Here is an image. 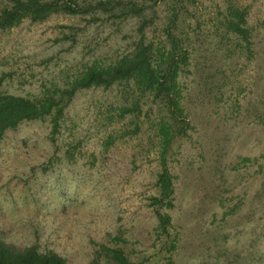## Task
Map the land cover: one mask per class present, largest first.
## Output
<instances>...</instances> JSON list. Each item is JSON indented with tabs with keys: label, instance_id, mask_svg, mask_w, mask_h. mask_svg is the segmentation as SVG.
Returning a JSON list of instances; mask_svg holds the SVG:
<instances>
[{
	"label": "rangeland",
	"instance_id": "rangeland-1",
	"mask_svg": "<svg viewBox=\"0 0 264 264\" xmlns=\"http://www.w3.org/2000/svg\"><path fill=\"white\" fill-rule=\"evenodd\" d=\"M226 1L193 0L204 22L181 80L192 126L168 155L174 206L162 208L178 243L174 264H264V0H235L250 5V51L214 34ZM66 25L75 27V40ZM134 27L87 25L60 13L0 31V89L27 95L65 84L82 62L123 52ZM121 101L117 89L79 92L58 149L48 119L24 122L0 141V229L16 243L37 227L42 245L68 264L89 262L95 243L126 245L133 261L166 264L151 204L159 193V138L144 114L119 122ZM111 135L120 138L106 147ZM72 141L76 162L57 161Z\"/></svg>",
	"mask_w": 264,
	"mask_h": 264
},
{
	"label": "trees",
	"instance_id": "trees-1",
	"mask_svg": "<svg viewBox=\"0 0 264 264\" xmlns=\"http://www.w3.org/2000/svg\"><path fill=\"white\" fill-rule=\"evenodd\" d=\"M249 9V4L226 1L225 9L220 12L221 24L214 29V34L237 39L240 44L245 43L241 46L252 50V33L247 25ZM60 13L81 17L87 25L122 28L133 22L135 32L123 52L110 61L96 58L82 62L65 84L52 82L38 93L27 95L0 89V141L8 131L16 130L24 122L48 119V139L57 145L67 109L79 92L94 88L119 90L122 98L117 110L119 122L126 118L139 120L144 114L159 138L161 169L156 180L159 193L151 197V204L158 219L155 230L162 236L158 253H162L166 264H174L178 243L170 231L172 216L162 208L174 206V176L168 155L175 140L186 136L192 126L183 103L181 80L191 72L199 37L197 31L204 22L198 6L193 0H0V31H9L25 21L40 23ZM65 27L72 30L66 33L68 38L75 40V27ZM5 79L6 74H1L0 87ZM144 105L147 108L143 112ZM139 129L136 123L135 130ZM119 138L120 135H111L106 147ZM76 148L74 141L69 142L64 154H56L57 161L76 162ZM30 236L28 242L18 244L10 232L0 229V264H68L66 256L42 245L37 227ZM95 244L86 264H144L131 259L126 245Z\"/></svg>",
	"mask_w": 264,
	"mask_h": 264
}]
</instances>
